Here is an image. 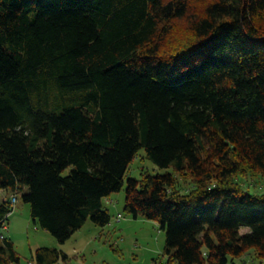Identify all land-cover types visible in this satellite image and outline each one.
<instances>
[{
  "label": "trees",
  "instance_id": "obj_1",
  "mask_svg": "<svg viewBox=\"0 0 264 264\" xmlns=\"http://www.w3.org/2000/svg\"><path fill=\"white\" fill-rule=\"evenodd\" d=\"M124 186L168 263H264V0H0V192L64 243Z\"/></svg>",
  "mask_w": 264,
  "mask_h": 264
},
{
  "label": "rangeland",
  "instance_id": "obj_2",
  "mask_svg": "<svg viewBox=\"0 0 264 264\" xmlns=\"http://www.w3.org/2000/svg\"><path fill=\"white\" fill-rule=\"evenodd\" d=\"M145 170L150 173L166 171L156 168L145 158L144 151H140L130 163L127 174L139 179ZM124 199L125 186L103 200V207L111 217L108 225L101 228L87 220L81 229L60 243L33 222L29 204L19 195L7 222L6 236L19 257L18 263L13 264H38L34 254L38 248L56 249L66 255V260L60 258L52 264H170L163 255L165 231L154 221L142 217L134 219L125 214ZM254 259L249 250L243 260H234L233 264H264ZM227 264H231L230 257Z\"/></svg>",
  "mask_w": 264,
  "mask_h": 264
},
{
  "label": "built area",
  "instance_id": "obj_3",
  "mask_svg": "<svg viewBox=\"0 0 264 264\" xmlns=\"http://www.w3.org/2000/svg\"><path fill=\"white\" fill-rule=\"evenodd\" d=\"M0 199L4 202H8L10 207H14L17 201V196L12 193L5 194L3 192H0ZM10 213H7L3 219L0 220V239L6 236L8 231V217ZM205 257V256H204Z\"/></svg>",
  "mask_w": 264,
  "mask_h": 264
},
{
  "label": "crops",
  "instance_id": "obj_4",
  "mask_svg": "<svg viewBox=\"0 0 264 264\" xmlns=\"http://www.w3.org/2000/svg\"><path fill=\"white\" fill-rule=\"evenodd\" d=\"M245 232H247V229H242V230L240 231L241 234H244ZM239 260H240V261L243 260V257H242L241 259H239Z\"/></svg>",
  "mask_w": 264,
  "mask_h": 264
},
{
  "label": "clouds",
  "instance_id": "obj_5",
  "mask_svg": "<svg viewBox=\"0 0 264 264\" xmlns=\"http://www.w3.org/2000/svg\"><path fill=\"white\" fill-rule=\"evenodd\" d=\"M5 194H8V193H5ZM17 202V201H16ZM16 205V204H15ZM13 208L14 207H11V211L10 212H8V213H10L11 214V212L13 211Z\"/></svg>",
  "mask_w": 264,
  "mask_h": 264
}]
</instances>
